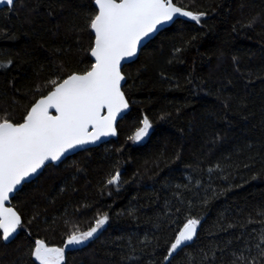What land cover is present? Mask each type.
<instances>
[{
  "label": "trees",
  "instance_id": "16d2710c",
  "mask_svg": "<svg viewBox=\"0 0 264 264\" xmlns=\"http://www.w3.org/2000/svg\"><path fill=\"white\" fill-rule=\"evenodd\" d=\"M177 20L123 66L117 138L47 165L10 205L18 234L0 264H38L37 240L108 222L63 264H264V0H173ZM94 0H16L0 9V119L89 71ZM147 117L151 130L132 137ZM119 175V181H108ZM189 219L197 234L171 256Z\"/></svg>",
  "mask_w": 264,
  "mask_h": 264
},
{
  "label": "snow or ice",
  "instance_id": "6c2138e0",
  "mask_svg": "<svg viewBox=\"0 0 264 264\" xmlns=\"http://www.w3.org/2000/svg\"><path fill=\"white\" fill-rule=\"evenodd\" d=\"M97 14L90 21L94 63L83 74H72L61 82L50 81L54 90L39 99L23 122L0 119V238L7 241L21 224L20 216L5 207L22 180L36 173L46 161L59 160L68 150L94 143L102 136L115 135L117 116L128 107L121 91V61L136 54L140 42L158 26L179 14L197 23L200 15L176 7L173 0H94ZM13 6L15 0H0ZM55 109L56 115L50 113ZM106 110V114H102ZM151 124L147 117L132 139L141 140ZM91 128V131L89 129ZM119 181L117 174L108 181ZM108 222L99 217L95 226L68 236L65 247L81 245L93 238ZM198 219H189L171 244V256L197 234ZM261 243H264L262 239ZM64 247H49L37 240L33 256L39 264H63Z\"/></svg>",
  "mask_w": 264,
  "mask_h": 264
},
{
  "label": "water",
  "instance_id": "95a60500",
  "mask_svg": "<svg viewBox=\"0 0 264 264\" xmlns=\"http://www.w3.org/2000/svg\"><path fill=\"white\" fill-rule=\"evenodd\" d=\"M16 1V0H15ZM94 6H95V8H96V11H98V9H97V6L95 5V3H94ZM12 6H8L7 4H0V9H2V8H11ZM177 7V6H176ZM184 10V9H183ZM97 14V13H96ZM190 17H186V16H182V15H179V14H177V15H175L174 16V18H173V20L172 21H169V22H167V23H164L163 25H160V26H158V30L157 31H155V32H153V33H150L147 37H145L141 42H140V44L138 45V47H137V51H136V54L134 55V56H132V57H126L124 60H122L121 61V71H122V68H123V66H125V65H127V64H130V63H132L133 61H135L136 59H137V56H138V54H139V52H140V50L150 41V40H152L156 35H158V33L159 32H161L162 30H164V29H166V28H168L169 26H171L175 21H177V20H187V19H189ZM91 32H92V35H93V46H94V39H95V36H94V32L92 31V29H91ZM92 46V47H93ZM89 57H90V59L92 60V63H94V57H92L91 56V52H89ZM91 70V69H90ZM121 74H122V72H121ZM122 76H123V74H122ZM124 77V76H123ZM66 79V78H65ZM124 83H125V77H124V79L121 81V91H122V87H123V85H124ZM54 90V89H53ZM50 93V92H49ZM48 93V94H49ZM47 94V95H48ZM47 95H45V96H47ZM45 96H43V97H41V98H44ZM41 98H39V99H41ZM38 99V100H39ZM37 100V101H38ZM126 100V99H125ZM36 101V102H37ZM35 102V103H36ZM34 103V104H35ZM33 104V105H34ZM128 104V103H127ZM32 105V106H33ZM31 106V107H32ZM31 107H30V109H31ZM30 109H29V111H30ZM28 111V112H29ZM50 111V113L52 114V115H56V112H55V109H50L49 110ZM128 111H129V105H128V107L126 108V109H124L118 116H117V119H116V122H115V125H114V127H115V130H116V125H117V123L128 113ZM102 114H106V110L104 111V112H102ZM89 131H91V128L89 129ZM117 138V131H116V134L115 135H109V136H102L99 140H96L94 143H88V144H85V145H82V146H77V147H75V148H72V149H70V150H68L59 160H57V161H46L45 162V164L40 168V169H38L37 170V172L36 173H34V174H32L31 176H29V177H27V178H25L24 180H22V182H21V184L20 185H18L17 187H16V189L12 192V193H10L9 194V200L8 201H6L5 202V207H11V205H10V201H11V199L14 197V195L21 189V187L24 185V184H26V183H29V182H32V181H34L39 175H40V173L42 172V170L47 166V165H50V164H52V165H54V166H57V165H59L64 159H66L67 157H69V156H72V155H74V154H77V153H79V152H81V151H84V150H87V149H90V148H95V147H98V146H100V145H102V144H104V143H106V142H108V141H110V140H114V139H116ZM12 208V207H11ZM13 209V208H12ZM14 211H15V209H13ZM16 212V211H15ZM17 213V212H16ZM18 214V213H17ZM19 215V214H18ZM0 232H2V230H0ZM17 234H18V229H17V231H16V233H14L7 241H5V240H3V242H4V244H10L14 239H15V237L17 236ZM191 241H189V242H186L184 245H186V244H188V243H190ZM65 245H66V243H65ZM65 245L63 246L64 248H65V250L66 249H68V246L67 247H65ZM184 245H182V246H184Z\"/></svg>",
  "mask_w": 264,
  "mask_h": 264
},
{
  "label": "rangeland",
  "instance_id": "374dc122",
  "mask_svg": "<svg viewBox=\"0 0 264 264\" xmlns=\"http://www.w3.org/2000/svg\"><path fill=\"white\" fill-rule=\"evenodd\" d=\"M142 127H143V122H142ZM150 130H151V127H150L149 130H148V134H147L146 136H144L141 140L137 141V140L132 139V143L135 144V145H138V144L144 142V141L147 139V137H148V135H149V133H150ZM133 136H134V135H133ZM35 245H36V244H35ZM34 248H35V246H34ZM33 251H34V249H33ZM32 257H33V260H34L36 263L39 264V262L35 260V258H34L33 255H32ZM64 261H65V254H64ZM64 261H63V263H64Z\"/></svg>",
  "mask_w": 264,
  "mask_h": 264
},
{
  "label": "bare ground",
  "instance_id": "6f19581e",
  "mask_svg": "<svg viewBox=\"0 0 264 264\" xmlns=\"http://www.w3.org/2000/svg\"><path fill=\"white\" fill-rule=\"evenodd\" d=\"M69 77V76H68Z\"/></svg>",
  "mask_w": 264,
  "mask_h": 264
}]
</instances>
